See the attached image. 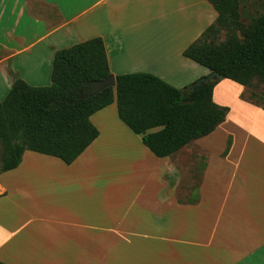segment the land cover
<instances>
[{
    "label": "crops",
    "instance_id": "crops-1",
    "mask_svg": "<svg viewBox=\"0 0 264 264\" xmlns=\"http://www.w3.org/2000/svg\"><path fill=\"white\" fill-rule=\"evenodd\" d=\"M216 19L207 0H0L1 37L14 41L0 98L17 79L50 86L54 53L94 38L110 76L192 87L210 71L183 52ZM245 91L220 80L212 100L228 108L224 122L170 157H155L115 102L89 118L98 136L70 165L25 151L0 174V263L264 264V107Z\"/></svg>",
    "mask_w": 264,
    "mask_h": 264
},
{
    "label": "trees",
    "instance_id": "trees-1",
    "mask_svg": "<svg viewBox=\"0 0 264 264\" xmlns=\"http://www.w3.org/2000/svg\"><path fill=\"white\" fill-rule=\"evenodd\" d=\"M207 1L217 19L183 56L243 87L256 78L264 81V14L243 30L238 26L237 0ZM223 30L225 40L212 44L211 37ZM237 32L243 34L242 40ZM109 76L103 42L94 38L54 53L50 86L31 87L15 80L0 102V174L18 167L25 151L70 165L98 136L89 118L113 102L119 120L141 136L142 144L157 158L170 157L211 134L229 111L212 100L218 81L191 94V87L175 89L144 73L117 76L114 88L106 87L87 98L80 96L86 85ZM157 128L160 130L148 133ZM230 146L228 139L222 157Z\"/></svg>",
    "mask_w": 264,
    "mask_h": 264
},
{
    "label": "rangeland",
    "instance_id": "rangeland-1",
    "mask_svg": "<svg viewBox=\"0 0 264 264\" xmlns=\"http://www.w3.org/2000/svg\"><path fill=\"white\" fill-rule=\"evenodd\" d=\"M27 4H32L34 0H25ZM238 2V26L243 30H247L250 28V25L255 21L256 18L264 14V0H237ZM53 11V12H51ZM48 15L54 18V24L60 22V16L57 6L51 8L49 6ZM53 21V20H52ZM0 32V57L1 55H9L14 51L12 44L14 41L10 37L3 35ZM238 39H243V34L241 32H237ZM226 31H221V33L214 35L211 37L210 42L212 44L218 45L225 40ZM219 82V81H218ZM8 92V91H7ZM7 92L2 95L0 98V102H2L7 95ZM90 93V88L86 85L83 90L80 91V96L82 98H87ZM243 97L248 98L249 101L257 103L258 105L264 106V81L258 78L254 79L251 85L246 87V91L241 95L243 101ZM247 102V101H246ZM250 103V102H249ZM1 155V149H0ZM201 164V161H200ZM192 187H196L199 181V174H193L191 177L189 176ZM195 189V188H194ZM190 198V194L187 195Z\"/></svg>",
    "mask_w": 264,
    "mask_h": 264
},
{
    "label": "water",
    "instance_id": "water-1",
    "mask_svg": "<svg viewBox=\"0 0 264 264\" xmlns=\"http://www.w3.org/2000/svg\"><path fill=\"white\" fill-rule=\"evenodd\" d=\"M222 77L218 75L217 73H210L207 77H204L202 79H199L192 87L190 88V93L199 90L204 84L212 82V81H220ZM90 88L89 96L96 95L98 92H100L102 89L106 87H115V80L114 77L109 76L107 79L98 81V82H92L91 84L87 85Z\"/></svg>",
    "mask_w": 264,
    "mask_h": 264
}]
</instances>
